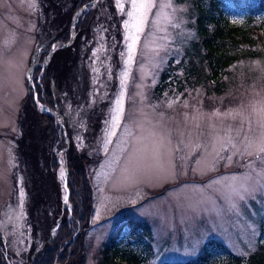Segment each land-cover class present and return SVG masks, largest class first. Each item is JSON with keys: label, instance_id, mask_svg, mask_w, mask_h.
Listing matches in <instances>:
<instances>
[{"label": "rangeland", "instance_id": "374dc122", "mask_svg": "<svg viewBox=\"0 0 264 264\" xmlns=\"http://www.w3.org/2000/svg\"><path fill=\"white\" fill-rule=\"evenodd\" d=\"M195 1L156 0L132 63L124 27L131 0H120L123 10L117 0H109V15L121 26L122 39L108 34L100 20L106 16L102 9L85 31L75 33L79 80L86 87V93L79 94L86 95L85 102L77 109L56 89L65 103L61 112L59 107L54 110L62 117L65 145L70 143V133L75 151L84 152L90 129L101 156L91 168L95 210L85 242L86 264H103L108 238L129 220L145 221L151 233L139 237L137 232L125 231L118 246L141 252L147 264L191 261L212 239L242 257L264 242V153L257 151L264 127L253 110L264 107V36L255 47L259 55L236 61L219 87L208 81L193 86L184 78L163 94L157 87L168 62L179 61L197 39ZM52 12L53 8L46 12L43 0H0V231L6 248L0 253V264H27L30 259L26 155L32 151L37 155L42 170L37 174L44 177L47 168L56 178L62 205L65 196L59 181L64 167H50L48 131L34 112L37 107L42 113L38 105L49 106L40 102L36 89V107L31 104L27 80L34 62L33 83L35 77H42L52 45L69 43L49 38L44 27ZM244 13L229 15L239 21ZM55 28L54 36L63 37L68 31L65 23ZM118 98L123 112L113 128ZM95 108L101 111L99 130L89 126L82 114ZM217 112L219 116L213 115ZM29 126L33 142L27 136ZM54 153L66 164L67 148ZM49 220L55 222L54 216ZM213 254L209 264L222 260L219 251Z\"/></svg>", "mask_w": 264, "mask_h": 264}, {"label": "trees", "instance_id": "16d2710c", "mask_svg": "<svg viewBox=\"0 0 264 264\" xmlns=\"http://www.w3.org/2000/svg\"><path fill=\"white\" fill-rule=\"evenodd\" d=\"M43 1L46 12L53 8L52 15L47 17L48 21L44 27L52 40L61 39L66 42L72 40V28L70 32V26L74 21L73 16L84 6H86L84 12L77 14L75 33L78 34L81 30L85 31L87 25L91 23L93 18L97 17L102 9L106 12V16H100V20L103 21L102 25L108 34L122 39L121 26L118 25L119 23L115 18L109 15L112 12L109 0H97L95 5L93 4L95 0ZM67 1L71 3L70 7L67 6ZM93 6L94 9L91 10ZM244 10L243 19L231 20L230 12H242ZM195 11L194 28L197 32V39L192 42L190 50L185 51L179 61L172 59L168 62V67L163 70L157 85L160 94H163L167 89H172L177 80L180 81L183 78L193 86L208 81L219 87V82L227 69L236 61L259 55V51H256L255 47L261 37L264 36V0H258V3L255 0H196ZM64 23L67 26V33L63 37L54 36V31L57 30L55 24L62 25ZM261 41L264 42V40ZM77 44L78 38L76 37L69 46H56L57 50L42 70L43 72L41 69L37 70V74L42 72V77L39 80L37 77L34 78L39 100L45 106H49L48 108L51 110L59 107L60 111L62 110L60 106L63 105L64 107L65 103L55 93L56 89L62 94L64 100L71 99L72 106L77 109H80L85 102L86 87L79 80L78 64L80 60ZM183 71V77L179 78L177 74ZM79 91L84 92L82 96H80ZM218 91H220L219 88ZM33 92V88H31V104L36 107L34 104L35 93ZM34 112L40 116L43 125L46 126V131H48L51 146L50 167L59 168L54 149L58 151L59 148H67L66 165L69 168L68 187L71 192L69 196L70 209L64 208V210L62 209V198H60V188L56 183V178L50 175L47 168H45L44 177L37 174V172H42L37 155H34L33 151L32 154L26 155L29 170L27 177L30 200L28 211L30 212L29 221L33 242L27 264H86L85 242L88 232L91 230L95 210L91 168L92 164L101 160V156L97 154L99 153L98 147L93 144L94 139L90 134V129H88L89 142L83 150L87 153L75 151L72 134L69 133V145H65L61 134V125L53 114L39 113L37 107L34 108ZM100 112L97 108L89 111L88 114L82 112L89 126H95V130L100 128ZM29 122V125L33 126L31 118ZM31 126H29L27 136H29V140L33 139V142L35 136ZM32 142L30 144H33ZM23 152L27 154L25 150ZM18 153L21 154L20 151ZM20 158L22 157L20 156ZM51 215L54 216V220L62 215V222L55 230L52 239H50L52 229L57 225V220L51 224L49 220ZM125 231L137 232L139 237L141 235L148 236L151 233V226L142 220H129L117 227V230L108 238L103 249V264H147L148 258L141 252L131 247L125 249L118 246L120 236ZM3 237L0 233V253L6 249L2 241ZM43 244L44 247L40 250ZM214 251H219V255L222 257V260L217 264H264V242L259 243L253 254L242 257L233 254L224 243L217 239L206 242L202 252L191 261H171L163 264H209L214 260Z\"/></svg>", "mask_w": 264, "mask_h": 264}, {"label": "snow or ice", "instance_id": "6c2138e0", "mask_svg": "<svg viewBox=\"0 0 264 264\" xmlns=\"http://www.w3.org/2000/svg\"><path fill=\"white\" fill-rule=\"evenodd\" d=\"M117 6L123 10L124 5L120 3V0H117ZM171 6V5H169ZM157 7L156 0H131V11L127 13L129 21H126L124 27L128 29L126 36L127 48H128V62H134V56L132 53L135 52L137 46L141 42V36L144 34L145 28L149 24V16L152 12V9ZM127 76V73H125ZM116 113L117 115L113 118V128H115L122 117V98L116 100ZM171 107V104H169ZM254 112L258 117V123L261 127H264V107L259 109L254 108ZM213 115L219 116L220 113H214ZM115 134L114 132L112 133ZM257 151L264 153V140L257 147ZM230 159V158H229ZM264 162V161H262ZM23 195V193H21ZM66 200V198H65Z\"/></svg>", "mask_w": 264, "mask_h": 264}, {"label": "water", "instance_id": "95a60500", "mask_svg": "<svg viewBox=\"0 0 264 264\" xmlns=\"http://www.w3.org/2000/svg\"><path fill=\"white\" fill-rule=\"evenodd\" d=\"M95 2H97V0H95L94 2H93V4L95 5ZM86 9V6H84L83 8H81L80 10H79V12L77 13H75L74 14V21H73V23H72V35H71V38H72V40L69 42V43H65L64 45H63V47H65V46H67V45H70V44H72L73 43V41H74V37H75V23L77 22V20H78V17H77V14H82L83 12H84V10ZM51 51H50V54L48 55V57H47V59H46V61H47V64L50 62V59H51V57H52V55L54 54V52L57 50V47L55 46V44L51 47V49H50ZM35 67H37V64H36V62H34L33 64H32V66L29 68V70H28V75H27V77H28V81H29V83H31V85H32V87H33V90L35 91V89H36V86H35V82L33 83V79H32V76H33V71H34V69H35ZM38 109L40 110V112H42V113H53L57 118H58V121H59V124H61V126L63 127L64 125L62 124V117H61V115H60V113L58 112V110H51L50 108H48V107H40L39 105H38ZM57 156V160H58V163L62 166V167H64V170H65V179H64V182H63V187L65 188V196L63 197V205H62V209H64L65 207H67L68 206V204H69V196H70V188L68 187V177H67V175H68V173H69V169H68V166H66V164L65 163H63L62 162V160H61V158H60V156L57 154L56 155ZM60 181V180H59ZM65 198H66V200H65ZM65 210V209H64ZM61 217H62V215L60 216V217H58V224L52 229V235H51V238L50 239H52V237L54 236V234H55V230L59 227V224L61 223ZM1 233V232H0ZM2 234V233H1ZM44 247V244L42 245V247H41V249L40 250H42V248Z\"/></svg>", "mask_w": 264, "mask_h": 264}, {"label": "bare ground", "instance_id": "6f19581e", "mask_svg": "<svg viewBox=\"0 0 264 264\" xmlns=\"http://www.w3.org/2000/svg\"><path fill=\"white\" fill-rule=\"evenodd\" d=\"M59 180L61 181V183L63 184L64 182V179H65V170L62 168V170L60 171V174H59Z\"/></svg>", "mask_w": 264, "mask_h": 264}]
</instances>
